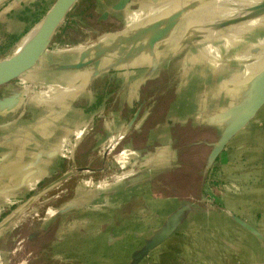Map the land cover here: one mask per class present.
Instances as JSON below:
<instances>
[{
	"label": "crops",
	"instance_id": "0c3cea01",
	"mask_svg": "<svg viewBox=\"0 0 264 264\" xmlns=\"http://www.w3.org/2000/svg\"><path fill=\"white\" fill-rule=\"evenodd\" d=\"M195 1L169 7L168 0L75 2L73 16L88 24L76 26L82 34L71 35L63 48L46 49L25 72L43 91L29 95L12 81L0 94V216L58 178L70 154L74 166L90 167L81 152L86 142L77 139L87 123H96V131L115 139L110 149L130 140L116 157L122 165L115 186L122 194L132 192L127 203L136 210L127 217L131 226L116 230V241L108 233L103 248L91 257L104 250L117 264H131L146 243L158 239L135 264H264V104L216 158L226 178L239 185L220 210L151 189L152 172L178 167L182 144L174 140L189 126L215 129L217 141L264 63V0L242 7L243 0ZM53 2L0 0V54ZM230 7L231 13L213 19ZM182 25H191L190 30L178 36ZM193 40L194 51L172 55L171 45ZM147 124V135H140ZM143 136L147 142L162 138L164 150L159 145L154 153L141 149L133 141ZM216 141L207 143L210 151ZM109 151L91 169H109L104 164ZM129 156H140L147 175L134 176L125 167Z\"/></svg>",
	"mask_w": 264,
	"mask_h": 264
},
{
	"label": "rangeland",
	"instance_id": "374dc122",
	"mask_svg": "<svg viewBox=\"0 0 264 264\" xmlns=\"http://www.w3.org/2000/svg\"><path fill=\"white\" fill-rule=\"evenodd\" d=\"M53 1L55 2L56 0ZM77 1V4L81 2V0ZM173 2L179 3V0H168L167 7ZM198 3L202 5L203 0H199ZM251 4L255 5L258 4V2ZM52 6L47 8L40 20L45 17ZM74 6H76V3L68 10L62 19L57 31H55L53 40H51L47 46V51L50 50L51 47L54 50L63 48L66 43L70 45L68 41H71L73 35L77 36L82 34L80 31L75 32V30H77L76 26H83L85 28L88 25L87 22L84 21V18L73 16L76 12V7ZM225 10L226 9L217 12V16L213 15V19L219 16L222 17L233 11L232 9H230V11ZM242 13L243 12L234 17L240 16ZM221 25L222 24H219L217 26ZM190 26L182 25L178 27L176 29L178 30L177 35H180L179 31H182V35H184L186 30H190ZM207 30H210V28L206 29V31ZM208 32L209 31H207L206 34H210ZM60 37L63 39L58 40ZM206 41L207 40H205V42ZM196 44L197 42L193 40L192 42L189 41L179 46L176 44L171 45V48L174 47L172 55L179 58L184 52L194 51L198 46ZM198 44L201 45L199 42ZM179 48L180 50H178ZM8 51L6 50L4 53L2 51V54H0V61ZM50 52H47V54H50ZM174 62L176 61L174 60ZM12 83L18 85V87H23L24 85L26 88L24 87L23 89L27 90L29 95H32L33 92L43 91V89L41 90V88L38 87L36 80L28 78L26 74L17 78ZM155 84H153V86ZM10 85L11 84L1 85L0 94H2L6 88H9ZM95 124L93 125V123H90L89 126L91 125L92 129L89 127L90 129L87 130V133L85 132L77 139L82 144L86 142V148L81 152L86 156L85 161L90 160L91 166L81 168H88L89 170L78 171V166H74L72 162L74 160V153L72 155L70 154L69 157L72 156L71 160H69L70 162L66 160V167L61 173L64 174L66 170L72 169L74 171L71 176L68 174L69 171H66L64 176L65 178L67 177V179L59 183L64 177L62 174L59 179L54 181H57L55 187L51 188V186H49L50 184L48 185L49 187L46 186L48 187L47 189L44 187V194L42 195H40L39 192L43 189L37 188L35 190L36 194L31 195L27 199L20 198L9 210L0 216V221H2L7 215H12L19 206L23 205L29 199H33L36 196L39 197L37 201L41 202V204L37 206L36 201L29 205L27 211L30 213L24 222L16 226H10L8 223H5L0 227V264L118 263H116L115 257L108 256L104 253V250L98 257L94 258L91 256L93 252L97 253L103 248L102 242L103 239H106L108 233L112 232V239L115 240L116 230H124L126 226H131L129 223L132 221H129L130 219L127 217L131 216L136 209L131 201L129 203L127 202L130 200L132 192L128 191L122 194L121 187L115 186V179L121 175L119 167L122 165L121 162L116 164V157L118 153H120L123 145V147H126L125 145L127 142L130 144V140L127 137V139L123 141L124 144L120 143L118 146L114 145V147L110 149L115 139L108 140L110 136L107 138V136H104V133H101L98 129V131H96L95 127L98 126H95ZM149 125L147 124V126L141 129L142 132H140V135H147ZM90 135L91 137L89 138ZM101 136L103 137L102 140L100 138ZM144 136L143 138L136 137L133 142L141 149L152 153L155 152L158 145L161 147H159L160 149L164 150L165 146L163 145L164 140L162 138L159 140L151 137L149 142H147ZM181 136L180 139L176 138V140H174L177 145L182 144L179 148L180 158L177 162L178 167L168 171L152 172V174L156 173V178L151 189L158 195L175 194L182 198L192 199L197 203L199 202L210 211L220 210L221 207H223L225 196L230 195L227 187L228 182L234 180L226 178V173L223 172L222 164L218 159H216L209 168L205 167L206 157L211 148L207 143L216 141L217 131L211 127L199 128L189 126L181 133ZM73 141L71 142L73 143ZM183 144L186 145L183 146ZM173 147L176 146L173 145ZM107 149L110 151L107 153L108 155L105 154L107 159L104 164L105 166L107 165L109 169H91L92 166H100L101 162L97 157L102 155V152H106ZM225 149H227V147H225ZM139 157L140 156H136L135 159L132 160V157L129 156L128 160L123 164L125 167L131 169L129 171L133 172L134 176L142 177L147 175V168L145 170L139 166V164L142 163ZM79 164L83 165V162H79ZM127 168H125V170ZM100 193L108 195L105 196V198L94 197ZM143 193L145 194V191ZM146 194H148V192H146ZM90 196L93 197L90 198ZM113 250L111 255L115 253V246ZM106 255L108 257H106Z\"/></svg>",
	"mask_w": 264,
	"mask_h": 264
},
{
	"label": "water",
	"instance_id": "95a60500",
	"mask_svg": "<svg viewBox=\"0 0 264 264\" xmlns=\"http://www.w3.org/2000/svg\"><path fill=\"white\" fill-rule=\"evenodd\" d=\"M76 1L77 0H60L55 12L51 15L50 19L43 25L41 31L38 34V38L35 40L34 44H32V48L29 50V52L25 55L22 54L21 56H19L16 62H14V64L10 66H6V67L0 66V86L12 82L17 78L21 77L22 75L25 74L27 69L32 64H34L37 57L47 49V46L50 43L55 31L59 27V24L61 23L62 19ZM39 20H37L36 22H39ZM36 22L34 24H36ZM34 24L32 26H34ZM28 30L24 34H26ZM263 104H264V63L257 72L256 76L253 78V81L251 83V89L248 96L239 106L238 109L236 108V110L235 109L232 110V112L236 111L235 115L231 118V120L228 123L225 124L219 138L217 139L216 143L213 144L212 149L207 157V163H206L207 168L212 165V163L215 161L219 153L223 150V148L226 146L228 141L233 137V135L242 127H244L255 116V114L258 112V110L261 108ZM78 169H82V168H78ZM60 176L55 180L59 179ZM3 220L0 221V227H2L3 224H5ZM157 240L146 243L144 248L139 252H137L136 255H134L131 264H135L139 260V258L155 244Z\"/></svg>",
	"mask_w": 264,
	"mask_h": 264
},
{
	"label": "bare ground",
	"instance_id": "6f19581e",
	"mask_svg": "<svg viewBox=\"0 0 264 264\" xmlns=\"http://www.w3.org/2000/svg\"><path fill=\"white\" fill-rule=\"evenodd\" d=\"M259 1L260 0H243L242 3H241V5L239 7L246 6V5L251 4V3L255 4V3L259 2ZM59 2H60V0H56L52 4L53 6L51 5L52 8L45 15V17L42 20H40L39 22H37L26 34H24L23 36H21L19 38V40L4 55V57L2 58V60L0 62V66H2V67L10 66V65L14 64V62H16V60L19 58V56H21L22 54L25 55V52H26V54L29 52V50L32 48V44H34L35 40L38 38V34L41 31L43 25L50 19L51 15L55 12V10H56L57 5H58ZM228 9L230 11L231 7L228 8ZM87 130H88V127L85 128L86 133H87ZM84 170L85 169H78V171H84ZM66 171H69L68 174L71 176L73 174V171L74 170L68 169ZM66 171L63 174V176L66 174ZM65 179H67V177L65 178V176H64L63 179H61L59 181V183H61ZM55 185H57V181L56 182H53L49 186H51V188H52V187H55ZM48 187H45V188L47 189ZM43 191H44V189L41 190L39 192V194L40 195L44 194ZM40 195H38V196H40ZM38 198L39 197L36 196L33 199H29L23 205L19 206L12 213V215H10V216L7 215L6 218H4L3 222H5L6 224L8 223L10 226H12V225L13 226H16V225L24 222L25 219H26V217L30 213V212L27 211V209L29 208V205L32 204L33 202H36ZM40 204H41V202H38V201L36 202V205L37 206H39Z\"/></svg>",
	"mask_w": 264,
	"mask_h": 264
},
{
	"label": "built area",
	"instance_id": "2783aa9c",
	"mask_svg": "<svg viewBox=\"0 0 264 264\" xmlns=\"http://www.w3.org/2000/svg\"><path fill=\"white\" fill-rule=\"evenodd\" d=\"M39 87H41V86H39ZM89 124L90 123H87L86 126H84V128L88 127V129H90V128L92 129V126L91 125L89 126ZM86 170H89V169L86 168ZM227 187H228L229 193H234V192L239 190V185L235 181L228 182Z\"/></svg>",
	"mask_w": 264,
	"mask_h": 264
}]
</instances>
